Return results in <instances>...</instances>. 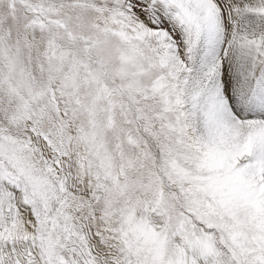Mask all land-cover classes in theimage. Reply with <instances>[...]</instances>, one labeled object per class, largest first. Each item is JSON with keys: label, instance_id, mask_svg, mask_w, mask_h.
Instances as JSON below:
<instances>
[{"label": "snow or ice", "instance_id": "snow-or-ice-1", "mask_svg": "<svg viewBox=\"0 0 264 264\" xmlns=\"http://www.w3.org/2000/svg\"><path fill=\"white\" fill-rule=\"evenodd\" d=\"M0 264H264V0H0Z\"/></svg>", "mask_w": 264, "mask_h": 264}]
</instances>
